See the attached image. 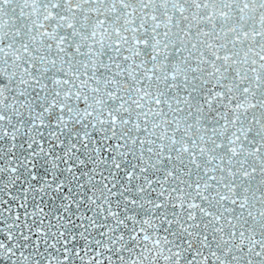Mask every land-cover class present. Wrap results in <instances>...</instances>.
<instances>
[{"label": "snow or ice", "instance_id": "1", "mask_svg": "<svg viewBox=\"0 0 264 264\" xmlns=\"http://www.w3.org/2000/svg\"><path fill=\"white\" fill-rule=\"evenodd\" d=\"M0 264H264V0H0Z\"/></svg>", "mask_w": 264, "mask_h": 264}]
</instances>
